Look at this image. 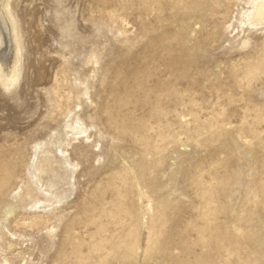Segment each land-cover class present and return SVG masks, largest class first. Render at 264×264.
Returning <instances> with one entry per match:
<instances>
[{"label": "rangeland", "instance_id": "374dc122", "mask_svg": "<svg viewBox=\"0 0 264 264\" xmlns=\"http://www.w3.org/2000/svg\"><path fill=\"white\" fill-rule=\"evenodd\" d=\"M261 3L0 0V264H264Z\"/></svg>", "mask_w": 264, "mask_h": 264}, {"label": "bare ground", "instance_id": "6f19581e", "mask_svg": "<svg viewBox=\"0 0 264 264\" xmlns=\"http://www.w3.org/2000/svg\"><path fill=\"white\" fill-rule=\"evenodd\" d=\"M4 6H5V8H7V7L9 6V5H8V2H6ZM258 6H260V7H259V11H261V12L263 13V14H261V13H260V14L264 16V3L258 4ZM0 7H1V6H0ZM1 9H2V8H1ZM1 9H0V10H1ZM255 11H256V10H255ZM259 11H256V12L258 13ZM3 12H4V11H3ZM2 14H3V13H2ZM2 14H1V15H2ZM255 15H256V14H255ZM2 16H3V15H2ZM256 16H258V15H256ZM3 18H4V17H3ZM3 18H2V19H3ZM4 19H5V18H4ZM4 19H3V20H4ZM5 20H6V19H5ZM5 22H6V21H5ZM7 23H8V22H6V24H7ZM8 24H9V23H8ZM8 26H9V25H8ZM7 30L9 31V29H7ZM11 31H12V30H11ZM11 31H10V32H11ZM10 32H9V34H10ZM11 33H12V37L9 36L8 34H7V35H8L10 38H12L11 41L14 42V39H15V38H14L13 32H11ZM10 35H11V34H10ZM9 40H10V39H9ZM13 42H11V44H12ZM9 43H10V42H9ZM2 44H3V38H2V36L0 35V48H1ZM11 44H10V45H11ZM12 46H13V45H12ZM9 48H10V47H9ZM13 48H14V46H13ZM5 49H6V48H5ZM12 50H13L12 52H14V49H12ZM6 51H7V50H6ZM4 52H5V50H4ZM10 52H11V51H10ZM10 52H9V53H10ZM7 53H8V52H7ZM10 55H11V54H9V56H10ZM10 57H11V56H10ZM10 61H11V60H10ZM1 64H2V62L0 63V68H1V66H2ZM6 67H7V66H6ZM4 68H5V67H4ZM0 70H1V69H0ZM2 71H3V70H2ZM251 71H252V70H251ZM0 73H1V72H0ZM5 82H6V81H5ZM208 199H209V198H208ZM205 204H206V203H205ZM206 205H207V204H206ZM206 205H205V206H206ZM162 206H163V205H162ZM162 208H163V207H162ZM164 208H165V207H164ZM159 211H161V210H159ZM254 213H255V212H254ZM163 217H165V215H163ZM166 218H167V217H166ZM162 219H163V218H162ZM164 220H165V219H164ZM254 232H255V231H254ZM248 238H249V236H248ZM125 250H126V254H127L126 256H127L128 258L132 257L133 254H134V251H135V244H134V243H131V244H129V245H126V246H125ZM149 252H150V251H149ZM147 254H148V253H147Z\"/></svg>", "mask_w": 264, "mask_h": 264}]
</instances>
